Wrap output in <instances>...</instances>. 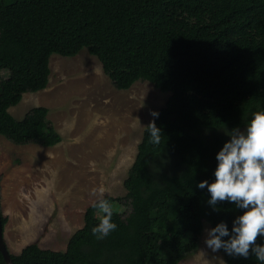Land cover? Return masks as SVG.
<instances>
[{
	"label": "trees",
	"instance_id": "obj_1",
	"mask_svg": "<svg viewBox=\"0 0 264 264\" xmlns=\"http://www.w3.org/2000/svg\"><path fill=\"white\" fill-rule=\"evenodd\" d=\"M83 50L119 91L143 80L170 93L155 119L161 143L145 129L126 198H103L115 231L97 240L91 228L103 214L90 206L64 252L30 244L10 253L13 264H179L198 250L204 222L231 228L242 214L226 201L214 208L196 185L214 179L228 134L264 109V0H0V136L18 146L62 142L48 109L21 120L9 110L47 88L52 56ZM0 216L5 227L1 195ZM220 252L226 264H258Z\"/></svg>",
	"mask_w": 264,
	"mask_h": 264
},
{
	"label": "rangeland",
	"instance_id": "obj_2",
	"mask_svg": "<svg viewBox=\"0 0 264 264\" xmlns=\"http://www.w3.org/2000/svg\"><path fill=\"white\" fill-rule=\"evenodd\" d=\"M50 69L47 88L25 94L9 112L21 120L33 108L48 109L62 142L53 148L18 146L0 136V195L8 217L4 239L12 255L30 244L64 252L93 201L125 199L124 182L154 119L150 113L159 112L170 97L143 80L128 91L117 90L87 50L73 58L52 56ZM127 212L124 205L121 213ZM209 229L204 222L198 250L179 264H226L220 251L204 245Z\"/></svg>",
	"mask_w": 264,
	"mask_h": 264
},
{
	"label": "clouds",
	"instance_id": "obj_3",
	"mask_svg": "<svg viewBox=\"0 0 264 264\" xmlns=\"http://www.w3.org/2000/svg\"><path fill=\"white\" fill-rule=\"evenodd\" d=\"M150 115L154 119L146 125L148 142L159 145L162 130L155 119L160 114L153 110ZM228 135L230 139L215 156L214 179L200 181L196 187L207 188L210 193L207 203L214 208L226 201L242 210V214L234 218L231 228L220 222L209 229L204 245L212 253L223 250L231 257L254 256L258 264H264V240L257 242L258 236L264 238V109L253 111L243 129H233ZM104 191L99 189L100 194ZM91 207L103 214L91 228L92 235L103 240L117 229L112 221V205L101 199L99 203L93 201Z\"/></svg>",
	"mask_w": 264,
	"mask_h": 264
},
{
	"label": "water",
	"instance_id": "obj_4",
	"mask_svg": "<svg viewBox=\"0 0 264 264\" xmlns=\"http://www.w3.org/2000/svg\"><path fill=\"white\" fill-rule=\"evenodd\" d=\"M4 230H5V227L3 226L1 216H0V252L2 253V255L4 257L6 264H13L11 254L7 248L6 243H5Z\"/></svg>",
	"mask_w": 264,
	"mask_h": 264
}]
</instances>
